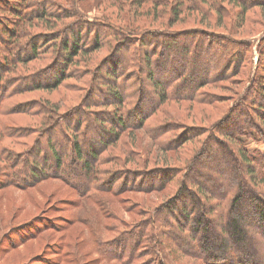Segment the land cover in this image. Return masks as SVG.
I'll use <instances>...</instances> for the list:
<instances>
[{
  "label": "trees",
  "instance_id": "obj_1",
  "mask_svg": "<svg viewBox=\"0 0 264 264\" xmlns=\"http://www.w3.org/2000/svg\"><path fill=\"white\" fill-rule=\"evenodd\" d=\"M161 1L165 2L166 0ZM221 1H227V3L238 6L240 15H237L236 22L239 20V27L243 25V13L249 7L264 6V0ZM1 2L0 12L5 11L9 14L13 12L15 16H11L12 20H7V23L0 18V34L8 37L6 44L0 45V117H5L14 111V109L10 111L5 105L19 96L8 97L6 89L11 85L12 79L10 77L3 79L2 70L8 72L10 69H17L19 64L40 57L39 54L42 52L55 53V58L59 59L60 57L63 62L54 64L55 68L52 67L47 72H40L31 77L33 79L49 77L51 81L46 85L33 82L32 86L23 87L27 89L57 88L62 84L57 74L62 69H69L73 58L103 47L109 48L110 53L101 66L91 70L90 78L83 81L86 84L87 95L85 99L80 101L79 108L68 109L63 116H53L51 111H44L40 104L28 103L26 108L29 106L31 108L28 113H25L36 117L41 114L45 115V119L48 118L45 126L42 128L35 127L33 131L30 128L4 126V137L12 142L0 140V189L13 187L24 191L38 186L43 181L56 180L73 189L80 200L93 201L102 207L103 205L99 201L100 195L116 197L128 191L147 194L159 189H166L170 183L174 182L176 186L173 195L157 211L155 206L151 209L152 222H140L136 226L131 225L120 234L125 237L118 238L119 241L117 240L115 244H118V247L131 245V248L129 252L120 253L115 258L118 261L128 259L132 262L140 259L139 264H153L154 258L152 262L148 261L152 259V256L160 253L156 251L162 247L161 238L166 236L165 231L169 235L168 228L171 226V222H167L163 217L160 218V214L166 211L168 216H173L177 223L180 222L179 227L183 231L189 228L186 223L194 224L192 231L195 233L194 230L199 229L200 239L203 242L206 241L208 233H212L211 236L215 235L220 239L216 246L218 253L215 256H212L215 254L212 251H207L202 255L193 252L192 255L199 256L201 261L205 262L206 260L208 264L212 261H219L220 264H249L250 261H253L256 254H247L246 252L250 246L256 248L260 246V240L249 235L244 226L246 227L249 223L259 226L261 223L264 230V202L263 195L252 192L244 180L248 176L251 183L262 185L264 184V175L261 177L256 173L257 170H252V168L256 169L255 165L259 167L262 159L257 155H251L240 137L246 133L242 128L244 125L257 130L264 141V131L258 130L260 128L264 130V74H258V70H264V38L254 44L248 38L244 42L235 41L228 36L219 39L210 36L213 34L204 33L202 30L187 33L172 32L160 28H143L144 25L137 24L139 22L138 16H140L138 11H142L141 6L146 4L148 0H139L137 4L131 3V12L135 15L134 20H132L134 16L130 19L127 13H121V9L118 21L105 17L99 19L100 25L82 20L83 15L77 12L78 4L75 0H73L72 7L68 6L69 9L62 8L64 5L59 0H13L10 5L6 1ZM216 2L217 0H172L168 5L170 7L168 13L163 12L162 14L156 8L152 11H155L157 17L160 16L158 19H162L161 17H165L166 14L172 17L166 23L168 27H171L183 11L202 12L200 8H208L209 13H211ZM117 3H120L122 7L121 0ZM159 4L161 3L159 2ZM151 5L153 6V4ZM68 10L71 12H67ZM61 13L66 16L61 20L68 19L66 23L55 30L35 33L36 35L31 41L32 44L28 43L33 37L30 36L32 32L29 25L33 26L37 20L44 19L46 28L48 25L46 22L51 21L48 18L56 21ZM158 13L161 14L158 15ZM216 18V22H219L217 24L220 25L218 13ZM11 21H13V27L10 30L8 25L11 24ZM153 22L155 20H152L150 24ZM65 25L68 27L66 31L69 32L70 37L60 41L61 28ZM91 35H93L94 40L90 38V42L83 45ZM106 39H109V42H104ZM11 45L17 50H21L20 47H23L24 50L22 49L20 52L23 56H19V53L16 54L13 49L10 51ZM146 47L148 50L145 51ZM149 47L152 49L149 50ZM211 49L216 50L229 60L225 64L227 70H223L221 67L220 70L223 71L218 70V72L216 69L207 66L210 58H213L216 67L223 64L222 56L214 57ZM232 50L234 56H232ZM27 53H31V55H27L26 59L24 55ZM233 57H235V61H233ZM245 62L249 67L248 71L251 76L246 84L249 87L248 93L244 97L248 102L246 103L247 108H242L243 102L237 106L235 111L229 113L227 109L226 114L228 115L223 117L220 127L212 125L210 129L212 133L210 130L207 131V136H210L204 139V145L196 156L190 155V158H187L182 165L163 167L160 168L161 170L149 174L128 173L125 171L130 170L122 169L112 171L108 168L111 163L120 161L118 156L108 154V150L115 143L123 140L122 134L126 130L127 135H131L132 131L135 130L144 131L143 133L160 149H173L178 143L171 144L172 139L165 138L172 131L170 130L171 127L152 126L149 124L151 118L168 101L188 102L196 105L211 104L210 99L202 95L200 89L218 80H226V76L231 72L233 75L238 73ZM6 67H9V70ZM153 68H156V73L160 72L161 75V79L157 82L154 80V72H151ZM177 68L179 71H174ZM229 69L230 73L227 72ZM144 70L147 72L146 78L150 82L156 98H151L145 91L143 82L134 77L144 73ZM206 72L210 74L205 76ZM78 73V70L72 72L71 78L81 79ZM29 82V78L23 81L24 85ZM130 90L131 93L128 94ZM108 94L112 96L114 101V103H110L111 105H108ZM93 96L97 99H94ZM255 97L261 98V100L258 102ZM97 103L100 107L114 106L111 110L113 112L101 113L100 116L102 117L98 113L91 114L89 107L91 104ZM236 111L238 114L233 116ZM107 115H109V125L104 120H99V117L107 118ZM229 129L230 131H228ZM219 130L228 137L231 136L230 139L233 138L231 143L236 146L239 163L248 169L241 174L240 178L238 176L239 181L232 186L217 180V178L221 179L223 175L221 168L224 166V161L219 159L221 156L217 151H214L212 155V150L208 148L215 142L220 148H223L227 155L231 154L232 156L230 150H232L233 145L230 143L228 147L224 146L213 137L215 135L213 133H217ZM192 135L195 137L198 134ZM45 136V143L42 144L41 139ZM31 137L33 140L28 143L26 140ZM64 140L67 141L66 144H62ZM124 142L128 143L125 139ZM61 145L63 152L59 150ZM130 146H132L131 143ZM16 147H21V150H17ZM128 154H130L129 156L135 155L132 150ZM141 158L142 154L136 152V157L133 160L124 158L120 163L122 165L130 162L135 164L134 161L138 159L139 163L141 162L144 166ZM233 158L236 159L237 157ZM211 172L215 176L212 177ZM80 178L84 179L81 183L75 180ZM205 179L212 186L205 187L201 181ZM120 183H122L123 188H119ZM209 188L210 191H207ZM213 188L220 190L218 194L213 193ZM249 191H251L250 194ZM201 195L207 196V200L203 204L200 202ZM109 204L112 206L110 202ZM109 204L104 203V208L109 210L106 212L114 214ZM250 207L251 211L252 209L255 210V213L249 211L248 208ZM80 220H83L85 225L90 226L91 222L88 219L81 218ZM211 221H214L213 224ZM150 228L151 231L149 232L148 229ZM131 229H136V232L133 233L134 230ZM93 239L95 249L102 257H106L108 254L103 250V247L107 242L102 241L99 234L94 231ZM189 239L192 240V238ZM166 240L169 245L172 244L178 249L190 245L184 242L185 247H183L174 239V241ZM238 253H245L246 257H241Z\"/></svg>",
  "mask_w": 264,
  "mask_h": 264
},
{
  "label": "rangeland",
  "instance_id": "obj_2",
  "mask_svg": "<svg viewBox=\"0 0 264 264\" xmlns=\"http://www.w3.org/2000/svg\"><path fill=\"white\" fill-rule=\"evenodd\" d=\"M0 1H2L1 3L6 1L8 5L13 3V0ZM121 1L122 7L120 3H117L119 0H75L78 4V7H76L77 12H80L79 14L83 15L82 20L97 25H100L99 19L105 17L118 21L119 11L121 9V13H127L130 19L134 16L132 19L134 20L135 15L131 12V3L133 2L134 4H137V2L139 3V0ZM166 1L148 0L146 4L141 6L142 11H138L140 16L137 14L139 18L137 24L144 25L142 26L143 28H160L172 32L181 31L190 33L191 31L202 30L204 33L213 34L210 36H215L219 39L223 38V36H228L235 41L241 40L244 42V40L247 41L248 38L254 44H257L260 39L264 38V6L249 7L243 13L244 23L239 27V20L236 22L237 15H240L238 6L236 4L233 5L227 3V1L222 2L221 0H217L216 8L213 7L211 13H209L208 8H200L202 12L186 10L181 13L178 20L171 27H168L166 23L168 22V19L172 17H169V15L166 14L164 15L165 17H161L162 19H158L160 16L157 17L155 11H152V9L154 10L156 8V10L162 12V14L163 12L168 13V10L170 11L168 5L172 0H168V3H166ZM59 2H62L64 5L62 8L69 9L73 6V0H59ZM159 2L161 4H159ZM151 4H153V6ZM67 12H71V10H68ZM217 13L220 15V25L217 24L219 22H216ZM160 14L161 13H158V15ZM13 15L15 16V13L13 14V12H11V14L5 11L0 12V18L6 23L7 20H12L11 16L13 17ZM59 15V18H56V21L52 18H48L51 19V21L46 22L48 24L46 28L44 26V19H36L37 21L33 26L28 24L32 32L30 36H33L28 43L32 44L31 41H33L34 35H36L35 33L44 32L46 30H55L66 23L68 19L61 20L63 17H66L64 16L65 14L61 13ZM152 20H155V22L150 24ZM12 22L13 21L8 25L10 30L13 27ZM40 25H43V27H40ZM67 28L66 25L61 28L60 41H63L64 38L70 37L69 32L66 31ZM88 34L86 35L88 36ZM7 38L8 37L1 36L0 45L6 44ZM90 38L93 39V35H91L83 45H87L90 42ZM104 42H109V39H106ZM27 47L28 45L26 48ZM20 48L21 50L23 49V47ZM11 49H13L16 54L19 53V56H23L22 53L20 54L21 50H17L13 45L10 46V51ZM150 49L152 48L149 47V50ZM144 50L146 51L148 48L146 47ZM108 51L109 48L103 47L96 51L91 50L86 55L80 54L78 57L73 58V62H71L72 65L70 64L69 69H62L60 70L61 72L57 74L62 82L57 88L27 89L23 87H30L33 85V82H40L41 85H46L51 81L49 77H41L40 79H33L31 77L40 72H47V70L54 67L53 65L58 64V62L62 63V58H55V53L48 54L47 52H42L39 54L41 55L40 57H36L37 59L34 58L24 64H19L17 69H10L8 72L2 70L3 79L4 77L8 79L10 77L12 79L11 85L6 89L8 97L10 98L15 95L19 96L16 97L15 100L13 99L10 101L11 103L9 102V104L5 105L10 111L12 109H14V111L11 113L8 112L9 115L7 114L5 117H0V140L9 143L12 142L4 137L3 128L6 125L26 129L30 128L31 131H33V128L35 127L42 128L46 125L48 118L45 119V115L41 114L36 117L25 113H28V110L31 108V106L26 108V104L28 103L36 102L40 104V106L44 108V111H51L53 116H63L68 109L79 108L80 101L85 99L87 95L85 88L86 84H84L83 81L90 78V72L93 68L101 66L110 53V51ZM211 51L214 53V57L222 56V54L216 52L214 49H211ZM231 53L232 56H234L233 50ZM27 55H31V53L24 55V58L27 59ZM222 58V66L216 67L213 58L209 59L207 66L216 69V71H221V67L223 70H227L225 64L229 60L225 59L223 56ZM233 58V61H235V57ZM253 59L255 62V55L253 56ZM248 68L249 67L245 62L243 68L238 73L233 75L229 69L227 72L231 73L226 76V80H218L215 83L206 85L200 89L201 94L210 99L209 102H212L209 105L168 101L160 108V110L151 118L149 124L152 126L161 125L171 127L170 130L172 131H170L165 138L172 139L173 142H171V144H175V142L178 143L173 149H160L157 145L151 142L150 138L143 133L144 131L135 130L132 131L131 135H127L126 130L125 133L122 134L123 140L115 143L113 147L108 150V154L118 156L122 162L124 158L133 160L136 157V152L138 154L141 153V159L144 162V166L141 162L139 163L138 159H136L134 161L135 164L130 162L129 164L122 165L120 161H118L111 163L108 168L112 171H119L122 169L130 170L125 171L128 173L142 172L143 174H149L161 170L160 168L163 167L182 165L187 158H190V155L193 154L196 156L204 145V139H206V137L209 138L210 136H207V131L211 129L212 125L220 127V122L223 117L228 115L226 114L227 109L229 110V113L235 111L237 106L243 104V102L245 105L243 104L242 108H247L246 103L248 102L244 97L248 93L249 88L246 84L249 82V78H251ZM6 69L9 70V67H6ZM155 69L153 68L151 72H154V80L157 82L161 79V75L160 72L156 73ZM75 70L79 71L78 75L81 79L77 80L75 77L71 78L73 76L72 72ZM174 71L178 72L179 69H174ZM209 74V72H206L205 76H208ZM258 74H264V70H258ZM134 77L143 82L145 91L148 92V95L151 98L157 97L154 95V90L146 78L147 72L145 70L141 75L137 74ZM27 78L30 79V82L24 85L23 81ZM4 85L6 86V83H4ZM128 92V94H130L131 90ZM93 98L97 99L95 96H93ZM255 98L258 102L261 100V98ZM107 99L109 100L108 105L114 103L111 95L108 94ZM112 108H114V106L100 107L97 103L94 105L91 104L89 110L91 111V114L98 113L100 116L101 113L103 114L104 112L110 113V111L113 110ZM39 111L43 113L41 110ZM234 114H238L237 111L233 113V116ZM100 117L99 120L102 119L106 124H110L108 120L109 115H107V118ZM242 128L246 133H244L240 139L245 143V148L251 155H257L262 159L259 163V167L255 165L256 169L252 168L253 171L257 170L256 173L262 177V175H264V141L261 138L260 133L257 130L252 129V127L243 125ZM230 129L228 131H230ZM258 130L264 131L261 128ZM201 131L204 132L201 133ZM210 131V133H212V130ZM196 133L198 135L193 137L194 135L192 134ZM213 134H215L213 136L215 140H218V142L224 144V146L228 147V144L232 142L231 139L233 138L230 139L231 136L228 137L224 132H221V130ZM124 139L128 143H125ZM32 140L33 137L26 141L31 143ZM45 140L46 136L41 139L42 144L45 143ZM66 143L67 141L64 140L62 144ZM130 143L132 146H130ZM208 148L209 150H212V155L214 151H217L221 156L219 159L224 161V166L221 168L223 175L221 176V179L217 178V180H221L232 186L239 181L241 174L248 170L245 169L244 165L239 163L240 160L235 145H233L232 150H230L232 156L231 154L227 155L223 148H220L215 142H213ZM16 149L21 150V147H16ZM62 149L63 147L61 145L59 150L63 152L64 150ZM131 150L135 155L129 156L130 154H128V152ZM233 157L237 158L235 159ZM143 168L145 170H142ZM213 176H215V174L212 173V177ZM75 180H78L77 182L81 183L84 179L80 178ZM144 180L147 181V179ZM201 181L205 187L212 186L206 179ZM244 183L248 185V188H250L252 192L262 194L264 202V184L255 185L251 183V179L248 176H246ZM118 186L119 188H123L122 183ZM175 186L176 184L172 182L166 189H159L158 191L148 192L147 194L128 191L116 197L111 195H100L99 201L103 205L102 207H99L98 204L93 201H87L84 199L80 200L73 189L56 180L43 181L38 186L24 191L13 187L1 188L0 264H139L140 259L133 262L130 260L128 261V259L123 261L120 260L122 263L118 261L115 256L120 255V253L129 252L131 245L118 247V244L115 243L118 238L125 237L120 234L131 227V225L136 226V224L140 222H152L151 209L154 206L156 211L157 209H160L162 204L173 195ZM207 191H210V188L207 189ZM219 191L218 188H213V193L218 194ZM251 191H249V194ZM200 200L201 204H203L204 201L207 200V196L201 195ZM104 203H108L111 206L110 208L114 214L106 212L109 210L104 208ZM248 209L251 211V207ZM251 213H255V210L252 209ZM168 215L169 214L166 211H163L160 214V218L163 217L167 222H171V226L168 228L170 236L165 231L166 236L161 238L162 247L156 251L160 253L155 254V257L152 256V259L148 262H152L154 258L155 261L153 264H208L206 260L205 262L201 261L199 256H194L192 254L193 252H197L199 255H202L207 251H212L215 253L212 256H215L218 253L216 246L219 244L220 239L215 235L211 236L212 233H208L206 241L203 242L200 239L201 233L198 231L199 229H195L194 231L196 232L193 233L192 230L194 229V224H191L190 222L186 223L189 228L186 231H183L179 227V225H181L180 222L177 223L173 216ZM81 218L88 219L91 222V227L88 224L85 225L83 220H80ZM213 222L214 221H211L212 224ZM182 223L184 224V222ZM244 228L249 235L255 236V238H258L261 243H259L260 246H257V248L255 246H250L248 248L246 252L247 254H256L254 260L250 261V263L264 264V230L261 227V223H259V226L249 223L246 227L244 226ZM131 230H134L133 233L136 232V229ZM131 230L129 231L131 232ZM93 231L96 234H99L102 241L107 242L103 247V250L108 254L106 257H102L95 249L93 243ZM148 231L150 232L151 228L148 229ZM37 232H39L38 235ZM189 238H192V240ZM227 238L224 239L226 240ZM166 239L172 241L175 240L183 247H185L184 242L189 243L190 245L183 249H178L172 244L169 245ZM238 255L246 257L245 253H238ZM218 262L219 261H212V263L209 264H220Z\"/></svg>",
  "mask_w": 264,
  "mask_h": 264
}]
</instances>
